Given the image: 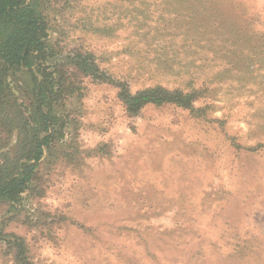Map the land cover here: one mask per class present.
<instances>
[{"label":"rangeland","instance_id":"1","mask_svg":"<svg viewBox=\"0 0 264 264\" xmlns=\"http://www.w3.org/2000/svg\"><path fill=\"white\" fill-rule=\"evenodd\" d=\"M35 1L65 96L34 184L0 202V264L13 236L32 264H264V0ZM33 72L7 77L31 125ZM119 84L199 97L130 114Z\"/></svg>","mask_w":264,"mask_h":264},{"label":"trees","instance_id":"2","mask_svg":"<svg viewBox=\"0 0 264 264\" xmlns=\"http://www.w3.org/2000/svg\"><path fill=\"white\" fill-rule=\"evenodd\" d=\"M48 37L47 23L35 0H0V126L9 133L13 128L19 130L12 149L0 147V202L15 201L32 187L41 160L50 153L52 143L57 139L55 123L58 116L52 104L65 95L58 81H54L51 74L48 79L49 73H46ZM91 57L82 55L79 61L81 69L90 71L97 78L104 77L105 74L100 73ZM34 65H37V72L42 78L40 80L33 72L36 79V110L32 116L34 124L31 125L17 103L8 105L12 92L7 77L11 71L32 69ZM104 79L108 81L109 77L105 76ZM119 87V96L130 114H137L148 104L171 103L191 107L199 97L196 90L184 92L181 89L170 90L157 86L132 93L124 84H119ZM10 108L16 110L14 116H10ZM8 244L9 249L14 251L17 263L32 264L22 238L13 236Z\"/></svg>","mask_w":264,"mask_h":264}]
</instances>
